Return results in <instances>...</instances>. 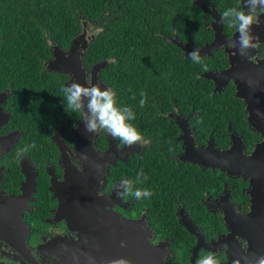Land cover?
Here are the masks:
<instances>
[{"label": "flooded vegetation", "instance_id": "af4514ba", "mask_svg": "<svg viewBox=\"0 0 264 264\" xmlns=\"http://www.w3.org/2000/svg\"><path fill=\"white\" fill-rule=\"evenodd\" d=\"M93 26V23L84 22L74 37L81 44L85 40L90 44L93 35L100 31V28L94 31ZM234 31L224 33L231 37ZM166 37L173 41L176 36ZM3 38L0 36V46ZM48 45L51 57L42 60L40 73L39 66L19 68L20 65L8 64L6 58L0 60V264H55L58 248L64 247L62 242H65L58 241L78 240L66 219L58 215L61 200L54 187L65 181V160L80 171L84 170L76 151L77 127L74 124L80 122L76 114L65 112L63 104L56 106V100L62 99L61 96L56 98V74L63 79L62 86L72 82V75L51 65L53 51L59 45L52 40H48ZM259 45L252 62H262L264 66V42ZM59 47L66 52L70 49V45ZM215 52L223 54L226 64L214 70L228 67L231 55L225 47L220 46L213 55ZM95 64L90 67L84 64L87 76ZM230 85L236 91L232 81L225 88ZM238 99L243 106L245 127L239 131L228 123L227 141H218L213 127L207 128L205 135L206 132L199 131V126L191 120L193 113L184 114L174 108L167 116L175 127L163 132L171 141L166 149L160 148L155 154L151 135L146 136V144L133 145L126 158L110 162L104 174L99 194L113 196L115 193V199L107 208L129 219L144 220L151 231L149 240L161 249L160 254H165L164 264H196L198 258L209 252L219 254L220 264H232L237 256L264 255V241H261L264 210L252 214L255 203L250 193L253 188L250 175H230L219 167L203 166L189 160L186 153L185 137L198 149L211 144L215 149L225 150L232 147L235 135L239 138L237 142L242 144L243 153L251 155L257 144L264 141V135L249 125L247 104ZM111 139L117 147L123 146L117 139L101 133L94 136L95 149L106 151ZM33 143L36 148L23 151ZM141 161L145 164L140 165ZM119 162L133 163L131 180H135L137 169L143 170L148 179L137 187L145 188L150 172L163 193L147 199L118 197V186L126 179L119 178L120 173L115 169ZM189 165L203 170L209 168L219 181L209 175L203 177L193 173ZM253 240L259 251L252 248Z\"/></svg>", "mask_w": 264, "mask_h": 264}, {"label": "trees", "instance_id": "16d2710c", "mask_svg": "<svg viewBox=\"0 0 264 264\" xmlns=\"http://www.w3.org/2000/svg\"><path fill=\"white\" fill-rule=\"evenodd\" d=\"M202 1L214 5L220 14L240 6V0ZM211 21V15L196 0H0V36L4 37L0 60L6 58L8 64L19 68L39 66L40 73L42 60L51 57L48 40L67 48L84 22L93 23V30L100 31L85 50L84 64L90 67L107 60L101 81L115 89L121 106L134 110L132 123L144 137L151 135L155 154L171 144L163 132L175 127L167 116L174 108L193 113L191 120L205 135L207 128L213 127L218 141H227L228 123L239 131L245 127L242 103L234 95V86L215 92L213 82L202 76L207 70L224 66L226 59L215 52L194 63L166 37L179 36L185 43L203 44L213 38ZM232 30L224 24V32L230 34ZM54 82L56 98H61L63 79L56 74ZM142 91L147 94L143 107L139 105ZM61 105L62 99L56 100V106ZM132 164L116 165L119 178L131 179ZM188 167L199 176L209 175L219 181L209 168ZM139 172L137 169L135 179ZM149 174L145 188L152 195L163 193Z\"/></svg>", "mask_w": 264, "mask_h": 264}, {"label": "water", "instance_id": "95a60500", "mask_svg": "<svg viewBox=\"0 0 264 264\" xmlns=\"http://www.w3.org/2000/svg\"><path fill=\"white\" fill-rule=\"evenodd\" d=\"M196 2L212 17L213 40L204 45H190L176 36L173 41L185 55L199 47L201 57H210L229 39H236L238 34L234 31L228 37L224 33V24L220 23L221 14L214 5H207L202 0ZM260 20L258 26L253 25V34L259 36V43L264 42V15H261ZM79 41L76 37L72 38L67 52L56 46L53 51L54 62L51 65L58 71L71 74V81L86 83L87 70L82 56L89 44L87 40L84 44ZM225 51L231 55L229 66L221 70H207L202 76L214 82L215 92L222 91L232 81L236 86L235 96L247 104V122L264 135V66L262 62L255 64L252 59L241 56L237 49L225 47ZM256 52L257 48L251 49L249 55L253 57ZM107 63V60L97 62L90 74L93 83L100 82L104 88L107 86L100 81V73ZM177 121L182 125L180 116H177ZM76 136L78 158L80 155L87 157L86 160L81 159L84 170L80 171L65 160V181L57 183L54 191L61 200L58 215L66 219L78 240L69 241L64 238L58 241L65 242H62L64 247L58 248L55 264H111L119 258H127L132 264H164L165 254H160L161 249L149 240L151 231L146 222L129 219L107 208L108 203L115 199V193L113 196L99 194L109 163L116 159H125L133 146L123 145L119 148L111 139L106 151L96 150L94 136L85 131L83 123H79L76 128ZM233 137L236 139L233 140L232 147L225 150L215 149L211 144L207 148L198 149L191 139L185 137L186 153L190 156L189 160L203 166L219 167L230 175H250L253 187L250 193L254 196L255 203L252 214L257 211L260 213L264 210V141L258 143L248 156L243 153L242 144L237 142L239 138L235 135ZM97 166H100L99 171ZM122 241L127 242L126 247H121ZM261 241H264V235ZM252 248L259 251L255 240Z\"/></svg>", "mask_w": 264, "mask_h": 264}, {"label": "clouds", "instance_id": "9594fccd", "mask_svg": "<svg viewBox=\"0 0 264 264\" xmlns=\"http://www.w3.org/2000/svg\"><path fill=\"white\" fill-rule=\"evenodd\" d=\"M264 15V0H240V6L230 7L221 13L220 23L227 24L238 34L236 39H229L222 47L237 49L239 54L250 60V50L258 48L259 36L253 34V25L261 23L260 17ZM188 58L194 63H201V49L195 48L187 53ZM86 83L73 80L70 84L61 87L62 104L67 114H76L78 121L83 123L84 129L92 136L106 133L120 141L121 145L133 146L137 143L146 144L147 140L138 128L132 123L136 119L134 110L129 106L119 104L118 95L114 88L102 87L100 82L93 83L92 77H85ZM139 101L141 107L147 100V94L141 92ZM133 98H135L133 96ZM79 127V124H74ZM35 143L27 146L23 151L36 148ZM80 159H87L86 155H80ZM100 170V166H97ZM148 177L141 170L135 180L124 179L119 184L116 195L120 198L132 196L136 199L150 197L153 193L150 189L137 187L146 181ZM127 242L122 241L121 247H126ZM225 248L227 246H224ZM217 252H209L206 256L197 259L196 264H220ZM111 264H132L127 258L113 260ZM232 264H264V255L249 258L237 256Z\"/></svg>", "mask_w": 264, "mask_h": 264}, {"label": "rangeland", "instance_id": "374dc122", "mask_svg": "<svg viewBox=\"0 0 264 264\" xmlns=\"http://www.w3.org/2000/svg\"><path fill=\"white\" fill-rule=\"evenodd\" d=\"M91 33V32H90Z\"/></svg>", "mask_w": 264, "mask_h": 264}]
</instances>
